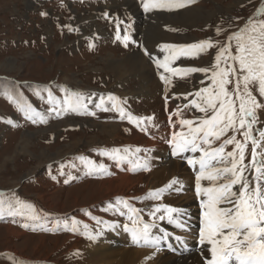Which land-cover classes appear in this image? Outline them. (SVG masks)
Returning <instances> with one entry per match:
<instances>
[{"label": "rangeland", "instance_id": "rangeland-1", "mask_svg": "<svg viewBox=\"0 0 264 264\" xmlns=\"http://www.w3.org/2000/svg\"><path fill=\"white\" fill-rule=\"evenodd\" d=\"M28 3L30 8H27ZM262 3L264 0H194L193 3H185L181 9H215V16H210V21L202 20L190 27L185 31L188 32L186 38L183 36L185 32L178 27V38L167 43L192 44L209 38L214 45L217 42L226 43L229 34L242 28ZM127 4L138 5V15ZM140 5H143L141 0H0V192L5 193L6 200L19 197L34 205L40 214L39 220H32L27 215L6 213L0 216V264H106L98 259L93 248L100 245L95 242L97 237L109 233L114 234L126 249L133 247L139 252L130 264H143L140 259L147 251L159 256L165 254L167 249L178 250L179 253L182 247L177 246L186 245L187 249L192 243L201 245L199 231L202 210L200 198L195 194L198 165L194 168L187 162V157L199 156V153L187 152L175 156L179 174L173 178H177L180 185L174 184L163 192L159 200L147 198L148 193L164 188L168 181L153 185V169L146 155L154 151V146L149 142L163 144L164 140L172 139L174 132L187 131V126L180 125L181 119H195L204 115L191 106L185 107L193 98H185V94L209 86L211 74L204 73L199 77L201 73L196 72L183 79L172 77L166 91L160 77L170 74L153 62H163L165 57L157 54L156 60L150 59L143 40L153 27H157V18L156 15L142 16L144 12ZM174 13L165 14L172 16ZM255 18L264 19V14H257ZM150 22L156 23L151 26ZM218 27L222 29L219 33ZM118 32L119 40L116 38ZM125 35L130 36L126 44L123 41ZM160 47L156 45L153 51L157 53ZM231 50L235 54L234 42ZM217 51L218 48L214 46L196 57H180L170 66L202 68L209 62L212 66ZM132 53H140L146 61L150 60L146 62L150 69L149 76L141 78L142 82L138 73L128 71L129 74L119 75L111 68L100 65L109 56L126 59ZM64 88L82 93L88 111L95 112V115L68 112L57 116L55 112L50 113L48 109L53 105L49 103V90L57 101H62ZM5 92L18 95L22 103H30L35 111L47 116L48 122L33 123L4 95ZM254 95L264 102V97H260L258 92L254 91ZM109 96L117 99L109 100ZM102 99V107L97 108ZM114 103L124 109L123 119L120 112L112 107ZM104 108L109 110L105 111ZM147 117H152V120L139 119ZM258 118L261 123L254 125V129H264V111L258 110ZM92 122L118 125V135H114L119 138L102 136L99 125L97 128L91 127ZM236 135L242 139L239 133ZM253 135L258 136V131H254ZM27 137L29 142H25ZM69 146L73 152L47 161L52 152H65ZM162 146L157 147L156 151H166V158H169L168 150ZM251 147L249 141L246 164L251 160ZM233 148L234 145L227 146L226 152ZM112 149H120V155H127V159H113L111 155L103 154ZM79 157H86L97 166L103 164L105 169L88 174L87 166ZM154 160L159 161V167L165 162L160 156ZM137 161L140 165L146 161L147 168L141 166L134 169ZM187 171L192 176L188 175L186 180L182 173L188 174ZM123 174L127 182L120 179ZM53 176L56 179H52ZM117 197L128 199L133 207L140 210L145 222L156 223L157 227L152 230L153 237L159 238L167 233L157 247L145 245L143 241L133 242L131 234L123 227L129 223L127 215H121L110 207L117 205ZM161 204L182 210L174 214L178 223H170L167 218L160 220L163 209L155 217L150 214ZM120 210L127 213L122 205ZM73 219L80 222L78 230H66L65 222L71 225ZM26 223L29 224L27 228L23 227ZM5 226L13 229L8 230ZM86 231L95 235V240L89 239L84 234ZM196 249L192 248L188 252L190 254L183 255L182 264H191L193 254H196L197 260H203L202 254L193 252ZM142 251L145 252L144 256ZM174 252L166 254L173 256Z\"/></svg>", "mask_w": 264, "mask_h": 264}, {"label": "snow or ice", "instance_id": "snow-or-ice-1", "mask_svg": "<svg viewBox=\"0 0 264 264\" xmlns=\"http://www.w3.org/2000/svg\"><path fill=\"white\" fill-rule=\"evenodd\" d=\"M141 2L147 12L156 8H182L185 3H193L194 0H141ZM257 14H264V3L256 9L252 17L248 18L242 28L229 34L226 43L217 42L214 45L209 38L192 44H165L161 46L168 50L164 61H155L158 67L164 68L170 74L168 76L162 74L160 77L166 85V91L167 86L172 83V77L183 79L191 73L211 72L209 86L185 94V98L193 97L185 107L191 106L204 115L195 119H181L179 123L182 127L187 126V131L174 132L171 141L175 155L199 153V156L187 157V162L194 168L198 165L195 194L200 198L202 210L199 243L204 245L207 242L211 246L208 249L211 258L206 260V264H264V129H254V125L261 123L258 110L264 111V102L254 95L255 91L260 97H264V19L255 18ZM221 31L222 29L218 27L217 33ZM116 38L121 39L119 32ZM129 39V35L123 37L125 44ZM233 42L235 54L231 50ZM214 46L218 51L215 55V64L210 68L170 66L180 57H196ZM63 90L65 96L62 101H57L49 90V103L53 105L48 109L50 113L55 112L57 116L68 112L95 115V112L88 111L82 93L72 92L67 88ZM36 94L39 96V91ZM4 95L33 123L48 122L47 116L35 111L30 103H22L18 95L13 96L8 92ZM108 99L114 101L117 98L109 96ZM102 105L103 99L96 107L101 108ZM112 107L120 112L123 119L124 109L115 103ZM176 114L179 115V112ZM128 118L131 120V115ZM139 119L151 121L152 117ZM254 131H258V136L253 135ZM229 132L232 135H227ZM237 133L242 139L237 138ZM249 141L252 146L251 160L246 164L245 156ZM229 145H234V148L226 152ZM258 148L261 151L258 152ZM120 151L112 149L103 154L111 155L113 159L126 160L127 155H120ZM78 159L87 166L88 174L105 169V165L97 166L86 157ZM141 166L147 168V162L145 161L143 165L135 162L134 169ZM52 179L56 177L53 176ZM177 183L178 179L173 178L164 188L150 191L147 198L159 200L163 192ZM12 195L15 197V193ZM116 200L117 205L110 207L115 208L121 215H127L129 223H125L123 227L131 234L134 243L143 241L145 245L157 247L160 240L167 236L165 233L159 238L153 237L152 230L157 227L156 223L145 222L140 216V210L133 207L128 199L117 197ZM120 205L127 209V213L120 210ZM161 209L164 214L159 216L160 220L167 218L170 223H178L174 214L182 212L181 209L161 204L150 214L155 217ZM6 213L27 215L32 220L40 219L34 205L19 197L11 201L6 200L5 193L0 192V216ZM99 222L97 218V223ZM79 223L73 219L69 225L66 221L64 228L77 231ZM23 227L27 228L29 224L26 223ZM84 234L89 239L96 238L87 231Z\"/></svg>", "mask_w": 264, "mask_h": 264}, {"label": "bare ground", "instance_id": "bare-ground-1", "mask_svg": "<svg viewBox=\"0 0 264 264\" xmlns=\"http://www.w3.org/2000/svg\"><path fill=\"white\" fill-rule=\"evenodd\" d=\"M30 3L26 4L27 5V8H30L31 6L29 5ZM107 5V4H106ZM129 8L134 11L135 13H137L138 15V10L136 9V7L138 5H128ZM141 8V11L144 12V14L142 16H148V15H156V22H157V27H153V29H149L151 31H149V34H147L148 38L146 37V39L144 38L143 40L145 41V45L147 46V54L149 53L148 57L150 59H155V56L158 54L159 56H163L165 57L167 54H168V50L167 49H163L162 47H160V49L158 51H156L157 53H155L153 51V48L156 46V45H165V44H168L167 42H170L172 40H175L176 38H178L177 36V32H179L180 30L178 29V27H181L182 30L185 32V31H188L190 29V27H193L194 25H197L200 23V21H204L206 22V20H208V18L211 16V17H214L215 16V12L216 10L214 9H211V10H208V11H202L201 9H195V8H200V7H193V8H190V9H181V8H176V7H172V8H156V9H153L151 11H145L144 10V7L143 5H140L139 6ZM181 9V10H180ZM174 12H177V14L175 15ZM213 12V13H212ZM133 13V12H132ZM165 13H174L171 15H167ZM80 14V13H77V15ZM123 14V13H122ZM165 16H164V15ZM217 14V13H216ZM140 15V14H139ZM123 17V15H122ZM138 17V16H137ZM210 17V18H211ZM218 17V16H217ZM139 18V17H138ZM137 18V20H138ZM146 18V17H144ZM155 19V17H154ZM153 19V20H154ZM142 20V19H141ZM146 20V19H145ZM135 21V20H134ZM210 21V20H208ZM144 22V21H143ZM156 22H150L149 25H153L154 23ZM136 24V23H135ZM145 24V23H144ZM169 24H172V25H169ZM162 25H166L164 27H162ZM167 25H169L167 27ZM180 25V26H178ZM138 26V25H137ZM148 26V24H147ZM97 28V27H96ZM101 28V26H100ZM98 28V29H100ZM149 28V27H148ZM146 28V29H148ZM160 28V29H158ZM137 30V29H136ZM139 31V30H137ZM141 31V30H140ZM106 32V31H105ZM187 33L188 32H185L183 33V36L186 38L187 37ZM142 35V34H141ZM105 36V35H104ZM189 36V35H188ZM106 37V36H105ZM190 38V37H189ZM193 38V37H192ZM191 38V39H192ZM181 39H184V38H181ZM186 40V39H185ZM94 41V40H93ZM181 41V40H179ZM194 42V41H193ZM184 43V42H183ZM135 53V52H134ZM107 55V54H106ZM108 56V55H107ZM116 58V57H115ZM115 58H112L111 56H109L106 61V58H105V62H104V59L102 60L101 62V66H104L105 68L109 67L111 68L110 70H112L113 72L119 74V75H123L124 73L128 72V71H132V72H135V73H138L137 76H139L138 78L141 80L148 77L149 76V73H150V69L147 68V64L146 62L148 63L149 61H146L145 58H143V55H141L140 53H136V54H131L130 56H128L126 59L123 58V59H115ZM122 58V57H121ZM159 59V58H158ZM211 59V58H210ZM156 60V59H155ZM186 61V60H185ZM14 63V61H12ZM156 64L155 61H153ZM104 64V65H103ZM101 66H99L100 70H101ZM185 66V65H183ZM191 66V65H190ZM206 67H211V63H207L206 64ZM9 68V67H7ZM99 68H97L99 70ZM103 68V67H102ZM4 70V69H3ZM6 70V69H5ZM9 70V69H8ZM103 70V69H102ZM108 71V70H107ZM152 71V70H151ZM130 72H128L129 74ZM204 73H201V75L199 77H202ZM211 74V72L207 73V75ZM206 75V76H207ZM119 77V76H118ZM118 79V78H117ZM72 82V81H71ZM142 82V80H141ZM190 83V82H189ZM192 83V82H191ZM186 84V83H185ZM76 85V84H75ZM115 86V85H114ZM122 86V85H120ZM140 87V86H139ZM143 87V86H142ZM145 87V86H144ZM143 87V88H144ZM92 88V87H91ZM142 88V90H143ZM178 88V87H177ZM121 90V94H124L123 93V90ZM140 91V90H139ZM92 92V91H91ZM125 92V91H124ZM141 92V91H140ZM180 93V92H179ZM120 94V93H119ZM135 94V93H134ZM140 94V93H139ZM174 95V94H173ZM127 96V95H125ZM134 96V95H133ZM126 98V97H124ZM179 99V98H178ZM127 101V100H126ZM129 102V100H128ZM174 102V101H173ZM127 103V102H126ZM177 105V104H176ZM163 111V110H162ZM159 112V111H158ZM162 113V112H161ZM162 116V115H161ZM163 117V116H162ZM70 121V120H69ZM82 121V120H80ZM180 122V121H179ZM99 125V127L101 128V135L102 136H106L108 135V139H112L114 137V139L116 138H119V136L115 137L114 134L117 133V130H119V126L116 125V124H94L92 122L91 124V127L94 126V128H97V126ZM179 125V124H178ZM181 127V126H180ZM99 130V129H98ZM97 131V130H96ZM132 131V130H131ZM169 132V131H168ZM114 135V136H113ZM118 135V134H116ZM87 136V135H86ZM92 136V135H91ZM132 136V135H131ZM135 138V137H134ZM113 141V140H112ZM172 139L166 141L164 140L165 143L161 144L160 142H149L150 144H152L154 147V151L153 153H150L148 155H146V157L148 158V164L150 163V166L151 168L153 169V171H151V177L154 180L153 182V185H158V183L161 181V183H163L165 180H167L169 183L170 181L173 180V176H176L178 173L177 171V164L175 163V154H174V147H173V144L171 143ZM25 142H29V137H27L25 139ZM73 142V141H72ZM127 142V141H126ZM74 143V142H73ZM78 143V142H77ZM105 144V143H104ZM109 144V143H108ZM103 145V143L101 144V146ZM165 146V148L168 150V154H169V158H166L167 156V152H160V151H156L157 150V147L158 148H163V146ZM106 146V145H105ZM104 146V147H105ZM75 150V149H74ZM71 152H73V148L69 146V148H67L65 150V152H61L60 150H56L55 152H52L50 156V158L47 160H52L54 158H60L62 155H65V154H70ZM43 154V153H42ZM69 156V155H68ZM159 156L160 157H163V159H165V162L163 164L160 165L159 167V161H155L154 158L156 157L157 159H159ZM70 159V158H69ZM66 160V159H65ZM66 162H69L66 160ZM132 165V164H131ZM180 166V165H179ZM183 169V168H182ZM190 172V171H189ZM182 173V172H181ZM188 173V171H187ZM125 174V173H124ZM123 174V175H124ZM26 175V174H25ZM183 176H185L186 180L188 179V175H190L189 173L186 174V173H182ZM126 175L124 176H121L120 179H124L123 182H125L127 180V177H125ZM192 176V175H190ZM117 178V177H116ZM181 178V177H180ZM183 178V177H182ZM181 178V179H182ZM184 181V180H183ZM108 182V181H107ZM127 182V181H126ZM166 182V181H165ZM190 181H188L189 183ZM16 183V182H15ZM204 183H207V182H204ZM102 184V183H101ZM166 184V183H165ZM179 184V183H178ZM15 185V184H14ZM118 185V184H117ZM162 185V184H161ZM180 185V184H179ZM149 187V186H148ZM155 188V186H154ZM172 188V187H171ZM174 195V194H173ZM169 197V195H168ZM174 198V197H172ZM171 198V199H172ZM167 201V200H166ZM166 205V204H165ZM6 227V226H5ZM8 230L10 229H13L9 226L6 227ZM116 236L112 233H109V234H106V235H102L101 237H97L96 238V243H100V245H98L97 247L94 246L93 248V251L96 252L97 254H95L96 256H98V259L100 260H104L106 264H109V263H115V264H130L132 263L135 258V254L136 253H139L138 251H135L133 249V247L131 248H128L126 249L125 245L116 240L115 239ZM95 240V239H94ZM121 244V245H119ZM194 244V245H193ZM127 245V244H126ZM159 245V244H158ZM190 246V245H189ZM186 249V245H183V246H177V247H182V249H180L179 253H178V250H170V249H167V253H172L174 252V255H168L166 254H163V255H152L150 254V251H147L146 255H145V252H141L142 253V256H144L142 259H140L143 264H182V261H181V258H184L186 256V253L187 255L190 254L188 252L191 251V249H195V247H197L198 249L194 250L193 252L194 253H197L199 252L200 254H202L201 258L203 260L200 261L197 260L196 258V254H193V260L191 261V264H206V260L207 259H210L211 258V253L210 251H208V249L211 247L210 245L207 244V242H205L204 245H198L197 243H192V246L189 247ZM176 248V247H174ZM91 252V251H90ZM94 254V253H93ZM185 254V256H183ZM90 255V254H89ZM92 255V253H91ZM182 256V257H181ZM93 257V256H92ZM185 260V259H184ZM197 261V262H196ZM140 262V261H139ZM187 262V261H186ZM104 263V262H103ZM140 264V263H138ZM184 264H187V263H184Z\"/></svg>", "mask_w": 264, "mask_h": 264}, {"label": "flooded vegetation", "instance_id": "flooded-vegetation-1", "mask_svg": "<svg viewBox=\"0 0 264 264\" xmlns=\"http://www.w3.org/2000/svg\"><path fill=\"white\" fill-rule=\"evenodd\" d=\"M85 41V39L84 40H82V42H84Z\"/></svg>", "mask_w": 264, "mask_h": 264}]
</instances>
